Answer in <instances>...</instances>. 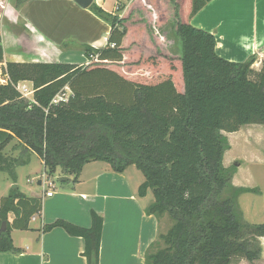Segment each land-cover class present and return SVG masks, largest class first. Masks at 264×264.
<instances>
[{"label": "trees", "instance_id": "16d2710c", "mask_svg": "<svg viewBox=\"0 0 264 264\" xmlns=\"http://www.w3.org/2000/svg\"><path fill=\"white\" fill-rule=\"evenodd\" d=\"M26 1L15 0L16 8ZM210 1L129 0L121 15L92 4L89 10L110 26V34L103 49L82 47L88 65L7 63L8 80L0 85V173L15 183V170L29 154L41 159L48 179L59 170L72 183L89 162L106 163L117 174L134 166L144 177L138 196H153L146 214L172 222L144 264L258 261L264 223H248L238 201L261 193L232 184L239 164L224 167L230 145L222 133L264 126V63L255 71L254 57L235 63L216 54L214 36L190 24ZM148 8L157 26L171 22L178 55L149 33ZM19 82L32 84L31 99L17 91ZM64 89L66 102L52 104ZM10 144L18 157L6 154ZM40 212L39 199L16 186L10 190L0 203V254L18 253L12 230H28ZM54 228L82 238L87 264H99L100 216L91 212L90 228L57 220L44 231Z\"/></svg>", "mask_w": 264, "mask_h": 264}, {"label": "crops", "instance_id": "0c3cea01", "mask_svg": "<svg viewBox=\"0 0 264 264\" xmlns=\"http://www.w3.org/2000/svg\"><path fill=\"white\" fill-rule=\"evenodd\" d=\"M128 1L93 0L92 4L108 14L121 15L123 12L119 13L116 8ZM1 3L3 62L0 66L41 61L84 67L89 60L83 46L95 50L106 46L110 26L95 16L90 7L82 9L72 0H27L17 8L15 0H1ZM225 10L231 14L240 12L239 23L226 20L221 14ZM190 24L214 36L215 52L225 60L217 51L218 45L228 53L242 48L244 56L236 63L249 57L264 58L261 56L264 54V0H211L191 18ZM232 53L239 54V51ZM257 128L264 131V126ZM6 154L14 157L15 152L10 150ZM91 163L96 162L83 167L76 183L68 177L71 181L62 184V190L51 197L45 196L48 188H43L41 180L37 181L42 189L40 194L25 196L39 199L41 212L31 217L28 230H12L11 239L18 253L0 254V264H87L82 256V238L71 237L60 228L46 232L44 228L57 220L90 228L91 212L103 219L99 264H144L151 245L162 234V220L167 217L146 214L151 204L144 202L148 193L144 198L138 196V188L144 181L136 182L135 173L128 168L117 174L106 163L93 166ZM61 176L64 175L57 170L54 178ZM232 184L237 187L234 177ZM13 219L10 214L8 221ZM261 250L260 259H263V247Z\"/></svg>", "mask_w": 264, "mask_h": 264}, {"label": "rangeland", "instance_id": "374dc122", "mask_svg": "<svg viewBox=\"0 0 264 264\" xmlns=\"http://www.w3.org/2000/svg\"><path fill=\"white\" fill-rule=\"evenodd\" d=\"M135 1V0H134ZM225 3V2H224ZM129 3L119 7V13L122 12V8H126ZM224 5V4H223ZM222 5V6H223ZM121 8V9H120ZM150 14V25H148L149 33L155 35L156 41L163 46V49L166 50L170 55L176 56L179 54L180 45L178 39L174 36L171 22L167 21L165 24L157 26L154 22V11L151 8H148ZM221 14L225 17L226 20L238 22L242 18L240 12L229 13L227 10L222 11ZM225 21V20H224ZM16 31V30H15ZM68 48V47H66ZM64 47V49L66 50ZM73 48V47H72ZM24 50V48L22 47ZM261 56H264L261 55ZM240 60V59H239ZM38 62H32L31 64H44ZM90 63V62H89ZM88 63V64H89ZM264 63V58L260 59V56L254 57V63L252 69L259 71ZM29 64V63H27ZM128 68V67H127ZM127 68L123 69L125 74H127ZM119 70V69H118ZM3 73V66H0V73ZM21 87H25L30 93L32 90L31 85L28 82H20ZM64 93H68L67 89H64ZM28 99H31V93L27 96ZM261 126H245L237 133L227 134L222 133L223 136L227 138V141L230 145V149L225 152L224 156V167H231L233 164L238 163L239 167L237 168L236 174L234 177V183L237 187L241 188H257L260 191V195L257 194H245L239 198V206L242 211L244 219L251 224H262L264 223V131L262 128H257ZM11 145L7 147L6 151L9 153L11 150ZM18 153L14 154V157H18ZM28 162L24 166H19L15 170L16 181H13L4 173H0V203L1 200L8 196L10 190L13 186H17L18 191L23 195H30L31 193L40 194L41 187L38 186V182L43 174V165L39 158L35 154H29L27 157ZM90 165H101V163L96 162L95 164L91 163ZM83 169V168H82ZM128 171L135 173L136 182H143L144 177L140 171H138L134 166L128 167ZM87 168L85 169V171ZM82 171V170H81ZM32 180V183L30 181ZM53 188H49L46 185L48 190H52L54 194L59 193L62 190V184L54 178L52 181ZM146 203L153 202V196L151 192H148V196L144 202ZM167 217V216H166ZM172 222L167 217L162 220L161 223V232L165 234L166 231L171 226ZM158 241V239H157ZM154 246L153 250L155 251L158 247V242ZM260 241V246L264 249V239ZM160 245V244H159ZM262 251V250H261ZM231 264H248L245 260H232ZM253 264H264V258L258 261H255Z\"/></svg>", "mask_w": 264, "mask_h": 264}, {"label": "built area", "instance_id": "2783aa9c", "mask_svg": "<svg viewBox=\"0 0 264 264\" xmlns=\"http://www.w3.org/2000/svg\"><path fill=\"white\" fill-rule=\"evenodd\" d=\"M1 5H2V3H1V0H0V7H1ZM116 11H118V8H116ZM7 80H8L7 76L4 75V74L1 72V73H0V85H4V84H6V83H7ZM16 89H17V91L21 94V96H22L23 98L28 99L27 96H28V94H30V93H31V96H32V90H31V92L29 93V92L27 91V89H26L25 87H21V86L19 85V83L17 84ZM67 98H68V93H67V94H66V93H60V94H58V95L52 100V104L57 105L59 102H66ZM40 180L42 181L43 188H44V187L46 188V185H47L50 189L53 188L52 183L49 181V179L47 178V175H46L45 173L42 174ZM52 195H53L52 190L45 191V196H46V197H51Z\"/></svg>", "mask_w": 264, "mask_h": 264}, {"label": "water", "instance_id": "95a60500", "mask_svg": "<svg viewBox=\"0 0 264 264\" xmlns=\"http://www.w3.org/2000/svg\"><path fill=\"white\" fill-rule=\"evenodd\" d=\"M3 1V0H2ZM75 4H77L82 9L89 8L93 3V0H72ZM57 180L62 183H69L71 180L66 176L58 177ZM5 231V222H2L0 225V233Z\"/></svg>", "mask_w": 264, "mask_h": 264}, {"label": "bare ground", "instance_id": "6f19581e", "mask_svg": "<svg viewBox=\"0 0 264 264\" xmlns=\"http://www.w3.org/2000/svg\"><path fill=\"white\" fill-rule=\"evenodd\" d=\"M239 51V54L236 53H232L234 51ZM217 51L222 54L223 56H225L227 58V61L229 62H234V61H238L239 59H241L244 56V50L242 48H234L231 49V52H227L226 49H224L223 47H219L217 48ZM236 63V62H235Z\"/></svg>", "mask_w": 264, "mask_h": 264}]
</instances>
